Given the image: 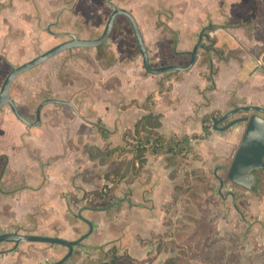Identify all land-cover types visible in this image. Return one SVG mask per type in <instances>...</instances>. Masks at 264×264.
<instances>
[{"label": "crops", "instance_id": "obj_1", "mask_svg": "<svg viewBox=\"0 0 264 264\" xmlns=\"http://www.w3.org/2000/svg\"><path fill=\"white\" fill-rule=\"evenodd\" d=\"M67 2L70 0H0V54L13 63L20 49L43 39L39 24L58 11L60 17L83 14L87 21H96L101 17L108 20L114 7L134 17L146 48L153 52L151 56L148 51L150 62L151 57H160V43H166L170 50L168 43H197L201 33L208 52L199 49L195 65L189 71L177 72L182 74L180 80L164 85L160 78L141 75L138 67L121 69L122 54L115 44L111 48L115 61L119 58L115 64L98 73L81 64L84 75L98 89L89 88L87 93L77 84L61 88L60 97H53L61 102L50 105L57 109H43L38 126H26L22 131L23 125L12 120L16 124L12 128L26 132L24 136L13 134L5 125L3 129L8 132L0 136V156L7 160V166L0 184L21 178L25 184L18 189L0 190L1 197L10 199L0 205V234L19 232L68 241L86 235L90 231L87 222H94L95 212L84 205L87 200L83 193L89 192L86 176L100 165L82 153L83 147L98 144L99 140L100 147L111 140L123 142V132L132 129L145 114L140 105L151 93H155L156 111L163 114L159 132L164 135H190L194 132L180 131L184 122L191 120L201 129L202 118L215 111L242 106L264 108V0H113L111 8L103 0H72L70 6ZM118 22L119 18L115 25ZM181 53L188 55V51ZM58 84L54 82L56 89ZM166 86L171 90L160 94L159 89ZM131 102L135 104L126 107ZM92 110L102 118L100 127L114 134L103 139L97 128L91 140L95 124L90 118ZM27 127L32 133L27 134ZM28 145L41 155L36 158L44 160L45 167L31 160ZM249 207L260 212L262 219L264 207L259 211L253 205ZM83 209L88 215L79 214ZM76 214L78 222L74 220ZM92 225L94 233L82 241L80 247H84H74L73 255L63 264H100V249L91 247L103 246L107 236L96 232L102 225ZM259 227L257 224L253 228L256 231ZM259 235L256 238L254 231L248 233L242 253L237 252L243 264H264V234ZM256 240L262 241L259 247L255 246ZM132 249L129 256L137 260L139 251ZM234 251L229 248L228 254ZM67 253L65 247L57 245L8 241L0 244V264H58Z\"/></svg>", "mask_w": 264, "mask_h": 264}, {"label": "rangeland", "instance_id": "obj_2", "mask_svg": "<svg viewBox=\"0 0 264 264\" xmlns=\"http://www.w3.org/2000/svg\"><path fill=\"white\" fill-rule=\"evenodd\" d=\"M103 1L108 8L115 5L113 0ZM70 4L72 0L67 2L68 6ZM60 12L50 15L42 24H39L43 39L40 38L42 40L20 49L17 53L18 59L16 58L17 60L13 63H9L6 57L0 54V89L11 72V66L23 65L24 62H29L56 45L70 40L66 33L74 34L80 39H97L105 29L107 22L105 17L96 21H87L83 14L76 18L72 14L60 17L62 16ZM58 17L59 22L56 23ZM48 29L50 31H47ZM115 44H118V51L122 54L121 69H126L127 66L138 67L142 69L141 75L160 78L164 85H168V82L173 80H180L182 77V74H176L177 72L174 71L161 75L147 73L142 66V57H139L141 54L138 51L133 30L126 18L119 17V22L113 28L110 37L100 47L63 51L18 77L10 88L12 101L29 121L34 122L38 105L53 97H60L58 93L61 88L77 84L86 92H89V88L98 89L95 88V83L84 75L81 64L95 73L110 64H115L119 61V58L115 61L114 54H111V48ZM168 44L170 50L166 43L159 44L160 57H151L150 65L153 68L170 65L186 66L190 61L187 56L190 57L189 52L196 43ZM149 50L152 56L153 52L150 48L147 49ZM183 51H188V55H182ZM57 81L60 85L58 84L59 87L56 89L54 82ZM116 85L118 86V82ZM170 90L171 86L159 89L160 94ZM50 105H46L43 109H50V111L57 109ZM230 111L215 112L213 119L210 118L208 123L212 124L215 119H219ZM91 114L92 116L89 115V117L95 119L90 133L93 140L97 128L102 126V118L97 116L94 110ZM250 115H252L250 112L236 114L223 121L218 127H224L235 119ZM13 119L18 121L10 106H4L0 110V136L8 132L3 129L5 125L9 131H14L13 134L26 135V132L20 133L18 128H12L16 125ZM195 125L196 123L188 120L184 122L180 130L199 134L196 136L198 138L191 142L193 151L186 154L181 167L165 168L164 157L147 154L146 163L136 166L135 169L131 168L126 177L109 176L116 171L121 162L132 159L130 154H124L122 158L113 159L106 166L90 169V174L86 176L89 192L83 193L84 199L87 200L84 205L95 210L92 224H96L97 227L102 225L96 232L107 236L103 246L91 247L94 250L100 249L97 262L100 261V264H163L171 258L180 259L178 264H243V258L238 256L237 252L242 253L241 249L245 245L244 240L248 238L247 234L254 231L256 238L260 236L259 234H264V214L260 219V212L257 214L249 207L253 205L258 211L264 207V169L256 174L259 193L232 183L227 178V170L242 139L244 123L237 124L226 131L215 130L207 124L206 136L202 132V127L199 129ZM25 127V125L22 126V131ZM26 131L27 134L32 133L28 127ZM112 142L113 140L105 144L104 148L122 146L128 149L124 142ZM96 143L98 144L92 145L100 147L102 144L101 140ZM27 150L32 161L43 164L41 167L46 166L44 160L36 158L41 155L36 154L37 151L33 147L28 145ZM1 158L0 156V176L6 166V164L1 166ZM220 180L223 183L222 186ZM21 184H25L23 178L11 183H1L0 190L18 189L23 186ZM4 200L10 199L7 196L1 197L0 194V205L5 204ZM80 207L75 209L79 210ZM85 211V209L80 210L79 214L88 215ZM77 215L74 219L76 222L79 221ZM257 224L261 227L255 231L253 227ZM259 242L262 241L256 240V247H259ZM81 243L77 247H80ZM82 247L84 246L80 248ZM132 247L139 251L138 254L136 253L137 260H132L129 256V249L134 250ZM229 248L234 249L235 253L228 254Z\"/></svg>", "mask_w": 264, "mask_h": 264}, {"label": "water", "instance_id": "obj_3", "mask_svg": "<svg viewBox=\"0 0 264 264\" xmlns=\"http://www.w3.org/2000/svg\"><path fill=\"white\" fill-rule=\"evenodd\" d=\"M120 16L125 17L135 35V39L137 41V45L139 48V52L142 56V65L144 70L152 75L167 73V72H186L189 71L196 63L197 59V52L199 49H203L208 52V48L203 45V33L199 35L197 43L193 47L192 51L189 52L190 61L186 66H161L158 68H153L150 65L149 55L145 43L142 38V34L139 30V27L129 11L114 8L112 14L110 15L107 23L105 25V29L100 37L97 39H80L74 34L66 33L65 35L70 37V40L65 41L55 47L51 48L50 50L46 51L45 53L39 55L37 58L24 63L18 67L12 68L9 75L6 77L5 81L3 82L1 89H0V110L6 104H9L12 108L15 116L25 123L28 126L35 127L38 126L40 123V114L42 108L51 103H60L61 101L49 99L39 105L37 109V119L34 123H30L29 121L25 120L18 110L14 102L11 100L9 95V90L14 81L22 74L30 71L31 69L39 66L40 64L46 62L47 60L51 59L52 57L56 56L57 54L67 51L74 48H98L103 45L107 39L110 37V34L113 30L115 22L117 18ZM58 21V20H57ZM49 30V29H48ZM50 31V30H49ZM59 35V34H58ZM61 35V34H60ZM252 113L250 116L240 117L228 123L224 127H218L220 123L229 119L230 117L240 114V113ZM244 123L245 130L242 136V139L239 143L235 156L232 160L230 167L227 170V178L232 183L249 190L254 193H259L260 189L257 186V172L264 169V108L258 106H242L232 109L227 114L223 115L220 119H218L213 124V129L226 131L233 126ZM220 184L222 186V181L220 180ZM90 231L80 237L76 241H68L62 238L57 237H49L44 235H22L18 233H6L0 235V244L3 242H36V243H46L50 245H57L61 247H65L68 250L67 255L59 261L58 264H63L67 261L72 255L74 247L78 246L89 234L93 231V225L90 222H87Z\"/></svg>", "mask_w": 264, "mask_h": 264}, {"label": "trees", "instance_id": "obj_4", "mask_svg": "<svg viewBox=\"0 0 264 264\" xmlns=\"http://www.w3.org/2000/svg\"><path fill=\"white\" fill-rule=\"evenodd\" d=\"M133 104H135V102H131L130 105L126 107ZM140 108L144 110L145 114L136 121L132 129H127L123 133V142L128 146V149L122 146L104 148L89 144L83 147L82 153L86 155L90 161L97 162L100 166H106L110 164L113 159L122 158L124 154H130L132 156L130 161L124 160L121 162L117 166L116 171L110 173L109 176L117 175L121 178L126 177L131 168L135 169L136 166H142L146 163L147 154L156 157H164V162L166 164L165 168H178L183 164V159L186 157V154L193 151L191 142L197 139L198 137L196 136L199 134H173L170 137H165L159 133L162 127L163 114L156 111L155 93L149 94L140 105ZM215 112L202 118V132L205 136L208 134L207 124H210L208 121L210 118L213 119V114ZM217 120L218 119H215V121L210 124L212 128ZM98 131L103 139L108 138L111 134L102 127H99ZM179 260L169 258L163 264H178L177 262H180Z\"/></svg>", "mask_w": 264, "mask_h": 264}, {"label": "flooded vegetation", "instance_id": "obj_5", "mask_svg": "<svg viewBox=\"0 0 264 264\" xmlns=\"http://www.w3.org/2000/svg\"><path fill=\"white\" fill-rule=\"evenodd\" d=\"M114 8H116V7H114ZM22 75H23V74H22ZM20 76H21V75H20ZM20 76H19V77H20ZM14 82H15V81H14ZM10 88H11V87H10ZM9 95H10V90H9ZM10 98H11V97H10ZM11 100H12V99H11ZM44 102H45V101H44ZM42 103H43V102H42ZM42 103H41V104H42ZM14 104H15V103H14ZM6 105H9V104H6ZM6 105H5V106H6ZM39 105H40V104H39ZM39 105H38V107H39ZM47 105H48V104H47ZM9 106H10V105H9ZM15 106H16V104H15ZM45 106H46V105H45ZM45 106H44V107H45ZM38 107L36 108V112H35V121H36V119H37L36 113H37V109H38ZM44 107H43V108H44ZM2 108H3V107H2ZM10 108H11V107H10ZM43 108H42V110H43ZM16 109L18 110V112L20 113V115H21L25 120L29 121V120L24 116V113H21V112H20V110L17 108V106H16ZM11 110H12V108H11ZM42 110H41V113H42ZM12 112H13V110H12ZM13 113H14V112H13ZM14 115H15V114H14ZM16 118H17V117H16ZM17 119H18V118H17ZM18 121L21 122L23 125L28 126V125H26L25 123H23L22 121H20L19 119H18ZM35 121H34V122H35ZM29 122H30V123H34V122H31V121H29ZM40 122H41V114H40ZM39 124H40V123H39ZM220 124H221V123H220ZM1 162H2V163H1V166H2V167L4 166V164H6V166H7V160L2 159ZM6 166H5V168H6ZM5 168H4V169H5ZM224 168H225V167H224ZM225 169H226V168H225ZM88 209H89V207H88ZM90 209H94V208H90ZM84 220H85V219H84ZM13 233L22 234V233H19V232H13ZM2 234H3V233H2ZM4 234H6V233H4ZM0 235H1V234H0ZM22 235H32V234H22ZM86 238H87V237H86ZM86 238H85V239H86ZM85 239H84V240H85ZM76 247H77V246H76Z\"/></svg>", "mask_w": 264, "mask_h": 264}]
</instances>
